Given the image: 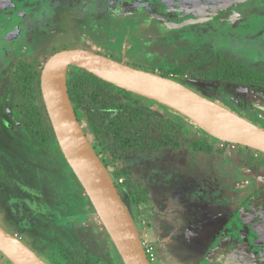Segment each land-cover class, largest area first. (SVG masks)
I'll return each instance as SVG.
<instances>
[{"label":"rangeland","instance_id":"1","mask_svg":"<svg viewBox=\"0 0 264 264\" xmlns=\"http://www.w3.org/2000/svg\"><path fill=\"white\" fill-rule=\"evenodd\" d=\"M33 4L31 15L16 7L12 36L0 26V225L49 264H64L67 254L86 251L102 264H118L119 255L56 139L38 141L32 130L28 111H42L37 88L46 59L79 47L158 74L185 67L203 78L188 74L176 80L264 128V86L211 78L222 67H241L264 80V0ZM23 18L28 22L20 28ZM140 106L185 124L186 147L129 149L107 136H87L111 175L126 167L133 183L145 187L142 201L124 189L121 196L150 262L264 264V154L224 144L151 101ZM80 122L87 131L85 120ZM40 123L39 132L45 122ZM148 133L153 139L159 135L154 128ZM198 140L213 152L193 151ZM125 177L117 180L124 183ZM0 264L11 262L0 253Z\"/></svg>","mask_w":264,"mask_h":264},{"label":"water","instance_id":"2","mask_svg":"<svg viewBox=\"0 0 264 264\" xmlns=\"http://www.w3.org/2000/svg\"><path fill=\"white\" fill-rule=\"evenodd\" d=\"M80 67L119 88L167 107L208 136L264 154V128L182 82L101 53L68 48L49 56L40 72L42 101L59 148L89 198L123 264H152L112 175L92 146L70 101L67 78ZM0 253L11 264H49L0 225Z\"/></svg>","mask_w":264,"mask_h":264},{"label":"trees","instance_id":"3","mask_svg":"<svg viewBox=\"0 0 264 264\" xmlns=\"http://www.w3.org/2000/svg\"><path fill=\"white\" fill-rule=\"evenodd\" d=\"M191 72L185 67H175L160 75L173 79L176 76L179 77L188 74L192 75L193 78H203V76L191 74ZM212 75L211 78L214 80L232 83H254L259 86H264V80L256 79L255 76L249 74L247 70H243L241 67H233L230 69L222 67L217 72H213ZM31 79L32 81H27L28 86L33 82V78ZM37 89L40 91L39 78ZM67 89L78 120H85L87 124L86 134L87 132H91L95 136L98 134L107 136L116 143L127 146L129 149L132 147H146V149L173 147L174 149H178V147H186L188 144L187 139L190 131L185 124L175 121L170 117L164 118L154 114L143 106H140V103L144 100L151 101L158 107L163 108V110L170 111L167 107L106 82L83 68L71 67L69 69ZM41 109V113H38L37 110H32V108L28 111L33 127L32 130L40 138L38 141H42L43 138H55L44 104H42ZM181 119L184 118L182 117ZM41 120L45 124H42L44 127L39 132L37 127L41 125ZM150 128H154L159 133L157 139L149 136L148 130ZM140 133H144L145 135H140ZM224 144L227 143L225 142ZM93 147L95 149L94 145ZM241 147L249 149L248 147ZM191 148L193 151L213 152V148L208 143L200 140L193 141ZM121 169L122 174L118 172L112 173V178L120 196L121 190L124 189L126 193L132 196L133 200L137 196V200L140 199L142 201L145 194V187L141 182L133 183L132 177L127 176L130 169L126 167H121ZM120 176H127L124 178V183L117 180ZM139 194L140 196H138ZM80 259H84V264H102L101 258L89 251L83 252L80 256L77 254L72 256L67 254L64 264H79ZM118 264H123L120 258Z\"/></svg>","mask_w":264,"mask_h":264},{"label":"flooded vegetation","instance_id":"4","mask_svg":"<svg viewBox=\"0 0 264 264\" xmlns=\"http://www.w3.org/2000/svg\"><path fill=\"white\" fill-rule=\"evenodd\" d=\"M12 1H10L9 6L6 7V0L5 1L4 0H0V11L3 9L2 13H0V26L1 25L6 26L5 27V31L8 32V37L12 36V33H14L16 31L15 27H14V22H15V17H16L15 15H16V10H17L16 7L18 6V8H23L24 10L27 9V11H29L27 13V15H31L30 14V12H31L30 10L35 5V4H33V3H35V0L34 1L33 0H17V1L16 0H12ZM17 3H18V5H17ZM40 7L42 9L40 11H38V12L41 15H43V13H45V9L44 8H47L46 1L42 2ZM23 14H24V12H23ZM26 18H23L22 20L19 21L20 28H21L22 23L24 25H26V22H28V20ZM8 37L5 38L4 42H6L8 40ZM114 59L117 60V61H121L120 59H117V58H114ZM6 112H7V115L12 118L11 110L10 109H8V110L6 109Z\"/></svg>","mask_w":264,"mask_h":264},{"label":"built area","instance_id":"5","mask_svg":"<svg viewBox=\"0 0 264 264\" xmlns=\"http://www.w3.org/2000/svg\"><path fill=\"white\" fill-rule=\"evenodd\" d=\"M143 246H144V245H143ZM144 249H145V247H144ZM145 253L147 254V253H148V250L145 249ZM147 256H148V255H147Z\"/></svg>","mask_w":264,"mask_h":264}]
</instances>
